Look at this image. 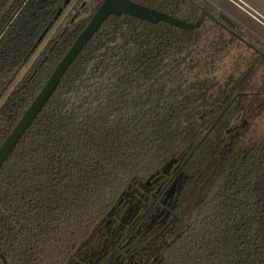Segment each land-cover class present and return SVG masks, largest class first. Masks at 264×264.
I'll return each mask as SVG.
<instances>
[{
  "label": "trees",
  "instance_id": "obj_1",
  "mask_svg": "<svg viewBox=\"0 0 264 264\" xmlns=\"http://www.w3.org/2000/svg\"><path fill=\"white\" fill-rule=\"evenodd\" d=\"M103 1L0 0V146ZM131 1L199 15L197 0ZM170 162L169 216L127 258L264 264V59L209 20L110 16L0 169V264H87Z\"/></svg>",
  "mask_w": 264,
  "mask_h": 264
},
{
  "label": "water",
  "instance_id": "obj_2",
  "mask_svg": "<svg viewBox=\"0 0 264 264\" xmlns=\"http://www.w3.org/2000/svg\"><path fill=\"white\" fill-rule=\"evenodd\" d=\"M68 1L69 0H67V2ZM200 1L202 2V5L198 6L199 15L196 22L188 23L154 9L138 5L131 0H104L97 8L90 21L75 39L71 47L65 53L63 58L56 65L50 77L26 109L10 134L1 144L0 169L11 155L13 149L16 147L24 133L38 117L50 97L53 95L70 65L110 16L119 17L121 15H125L149 24L155 25L158 23H164L185 31L198 29L203 23L204 18L207 17L226 29L231 35L237 37L243 45L264 59L263 52L259 51L255 46L248 43L243 38L237 36L232 30L222 25L214 18V16H212L213 13H217L218 17L226 24L243 31L248 38L252 39L256 44L264 48V0ZM155 56L152 57L154 58ZM231 131L232 130H228L227 133H230ZM172 163L173 162H170L169 165L163 169V173H165V170Z\"/></svg>",
  "mask_w": 264,
  "mask_h": 264
},
{
  "label": "flooded vegetation",
  "instance_id": "obj_3",
  "mask_svg": "<svg viewBox=\"0 0 264 264\" xmlns=\"http://www.w3.org/2000/svg\"><path fill=\"white\" fill-rule=\"evenodd\" d=\"M197 1V7L201 6L202 2L200 0ZM212 16H214V18L222 25L232 30L237 36L243 38L248 43L255 46L259 51L264 53V48L256 44L252 39L248 38L243 31L226 24L218 17L217 13H213ZM204 20L211 21L213 24L220 27L224 32L231 35L226 29L216 24L211 19L206 17ZM231 36L240 42L237 37L233 35ZM247 126V120L242 118L241 122H239L238 125L233 126V128L230 129L232 130L230 133H227L231 135L230 140L232 141L236 136H238L239 131L246 128ZM180 170L181 166L176 162H173L165 170L164 174L168 176L167 180L161 181V179L158 178L155 182H153L154 185H150L148 183L150 189H148L146 192L136 195H129V198H127L122 204L123 210L119 219V223L117 226H114L111 230H109V236L107 237L106 242L104 241L105 244L99 248V251L90 252L87 259V264H142L139 258H127L126 253L123 252L124 248L130 243L132 237L141 231L140 229H142V227L146 229L152 224L161 222L163 219L169 216L167 209L170 208L172 204L171 200L178 189ZM146 216H148V222L146 224L139 225L140 220ZM106 226H108V223Z\"/></svg>",
  "mask_w": 264,
  "mask_h": 264
},
{
  "label": "rangeland",
  "instance_id": "obj_4",
  "mask_svg": "<svg viewBox=\"0 0 264 264\" xmlns=\"http://www.w3.org/2000/svg\"><path fill=\"white\" fill-rule=\"evenodd\" d=\"M2 101L0 102V105H1Z\"/></svg>",
  "mask_w": 264,
  "mask_h": 264
}]
</instances>
